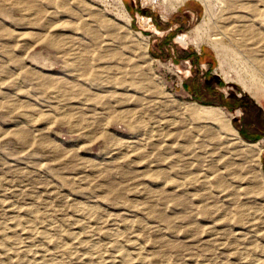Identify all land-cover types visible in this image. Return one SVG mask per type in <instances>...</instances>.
Returning <instances> with one entry per match:
<instances>
[{
    "label": "rangeland",
    "instance_id": "rangeland-1",
    "mask_svg": "<svg viewBox=\"0 0 264 264\" xmlns=\"http://www.w3.org/2000/svg\"><path fill=\"white\" fill-rule=\"evenodd\" d=\"M0 264H264V0H0Z\"/></svg>",
    "mask_w": 264,
    "mask_h": 264
},
{
    "label": "bare ground",
    "instance_id": "bare-ground-1",
    "mask_svg": "<svg viewBox=\"0 0 264 264\" xmlns=\"http://www.w3.org/2000/svg\"><path fill=\"white\" fill-rule=\"evenodd\" d=\"M183 3H184V0H169L170 7L172 9L178 7L179 4L181 5ZM211 46L219 53L220 46L217 41H212ZM256 99L259 100L258 98Z\"/></svg>",
    "mask_w": 264,
    "mask_h": 264
}]
</instances>
